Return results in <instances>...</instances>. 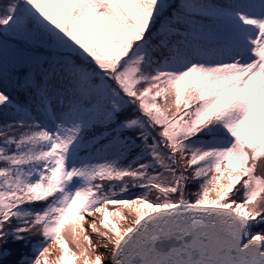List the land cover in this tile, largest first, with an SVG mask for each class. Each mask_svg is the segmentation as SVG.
Instances as JSON below:
<instances>
[{"label":"snow or ice","instance_id":"1","mask_svg":"<svg viewBox=\"0 0 264 264\" xmlns=\"http://www.w3.org/2000/svg\"><path fill=\"white\" fill-rule=\"evenodd\" d=\"M0 85V264H264V0H0Z\"/></svg>","mask_w":264,"mask_h":264},{"label":"trees","instance_id":"2","mask_svg":"<svg viewBox=\"0 0 264 264\" xmlns=\"http://www.w3.org/2000/svg\"><path fill=\"white\" fill-rule=\"evenodd\" d=\"M170 2H172V3H179L180 2V0H170ZM215 2H226V0H215ZM2 85H0V90H4L2 87H1ZM125 115H127V116H130V115H132V109H129L126 113H125ZM124 118V116H122L121 117V119H123ZM0 122H3V117H2V115H0ZM129 135H131L130 133H129ZM197 190V185L195 184V183H190L189 185H188V189H187V192H186V198H189V199H191L192 197H191V193H193V192H195ZM138 192H139V190L138 189H133L132 191H131V195H136V194H138ZM125 198H128V197H125ZM40 206H42V205H37V207H40ZM253 231H258V229H254ZM32 240L34 241V242H38L39 240H40V237L39 236H33L32 237ZM26 251L29 253V255H31V247H29L28 249H26Z\"/></svg>","mask_w":264,"mask_h":264},{"label":"bare ground","instance_id":"3","mask_svg":"<svg viewBox=\"0 0 264 264\" xmlns=\"http://www.w3.org/2000/svg\"><path fill=\"white\" fill-rule=\"evenodd\" d=\"M223 183H227V180L223 181ZM213 198H214V194H213ZM94 215H97V218H99V217H98V214H94ZM88 219L90 220V219H92V218H91V217H88ZM85 226H86V225H85ZM94 239H95V238H94ZM99 251L103 252L104 250H103V249H100ZM105 264H110V261H106Z\"/></svg>","mask_w":264,"mask_h":264},{"label":"rangeland","instance_id":"4","mask_svg":"<svg viewBox=\"0 0 264 264\" xmlns=\"http://www.w3.org/2000/svg\"><path fill=\"white\" fill-rule=\"evenodd\" d=\"M3 89H4V87H3V85L1 86ZM4 90H6V91H8L11 95H18L16 92H13L12 91V88L11 87H9L8 89H4ZM50 260H51V257H50Z\"/></svg>","mask_w":264,"mask_h":264}]
</instances>
